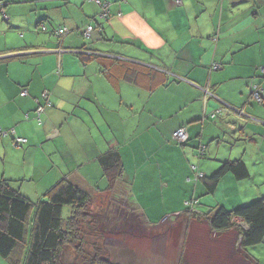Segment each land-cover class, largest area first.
Wrapping results in <instances>:
<instances>
[{"label":"crops","instance_id":"0c3cea01","mask_svg":"<svg viewBox=\"0 0 264 264\" xmlns=\"http://www.w3.org/2000/svg\"><path fill=\"white\" fill-rule=\"evenodd\" d=\"M99 1L107 5L105 19L88 0H0L6 17L0 15V129L13 128L26 140L16 147L11 136L0 135V181L33 203L69 181L93 196L123 198L151 226H172L187 216L191 200L192 212L202 214L264 198L260 192L247 202L226 196L210 207L200 199L207 196L202 181L191 176V167L208 178L234 159L245 164L247 180L258 176L264 184V0ZM58 28L67 31L61 38L52 33ZM86 55L116 60L114 79L100 72L98 61L82 62ZM254 84L262 88L261 104L250 101ZM44 91L50 105L39 125L33 99ZM179 127H186L184 145L171 140ZM108 151L123 168L110 192L99 160ZM234 180L224 176L216 190L237 194L226 191ZM191 184V198L176 193ZM250 195L246 189L243 198ZM203 226L209 228L193 222L189 234ZM211 232L214 240L239 242L235 231ZM255 251L237 245L247 264H262ZM0 264L10 263L0 256Z\"/></svg>","mask_w":264,"mask_h":264},{"label":"trees","instance_id":"16d2710c","mask_svg":"<svg viewBox=\"0 0 264 264\" xmlns=\"http://www.w3.org/2000/svg\"><path fill=\"white\" fill-rule=\"evenodd\" d=\"M79 57L82 62L90 59L98 61L100 72L109 81L114 79V74L117 72L115 70L119 64L113 58L95 55ZM129 71L136 74L135 70ZM134 73L127 75L130 81H133ZM261 103L262 99L257 104ZM25 119H28L27 114ZM11 130L15 134V130L13 128ZM7 136L10 137V135ZM11 137L13 141L15 136ZM171 140L178 145H184L187 137L184 141L177 143L171 135ZM202 148V156L197 154L198 158H203L206 147L202 145L197 147L198 153ZM99 160L109 182L107 192H110L116 180L122 177L123 168L120 157L114 151H108L101 155ZM191 171V176L193 173L194 177V172L198 170L196 168L193 171L191 167ZM227 174L232 175L236 181H245L249 178L248 170L241 160L228 161L215 170L210 177L199 179L202 181L204 193L214 194L218 183ZM94 198L95 196L79 189L71 182L60 180L45 193L42 199L33 203L13 190L8 181H0V256L10 264H66L64 263L66 250L70 249L77 257L83 258V264H113L107 258H102L101 254L99 255V250L94 243L89 245L93 249L91 253L85 250L88 245L86 235L97 232L99 229V216L91 211ZM64 208H68L66 215ZM189 209L186 206L185 211ZM208 211L203 216L194 211L187 213V216L192 217V220L207 222L214 232L235 231L242 251L264 242V198L232 210L219 207ZM85 228L90 232L86 233Z\"/></svg>","mask_w":264,"mask_h":264},{"label":"rangeland","instance_id":"374dc122","mask_svg":"<svg viewBox=\"0 0 264 264\" xmlns=\"http://www.w3.org/2000/svg\"><path fill=\"white\" fill-rule=\"evenodd\" d=\"M259 79H262L261 75ZM180 172L178 169L177 181L180 180ZM257 174H259L258 169ZM227 175L232 177L230 174ZM258 178L257 176L255 182L251 180H234V187H230L226 183V191L234 190L235 193L237 192L233 196L227 195L222 187V189L216 190L214 196H202L200 199H209L211 201L210 207L214 206V199L223 201L226 196L231 199L242 198L244 199L243 202H247L258 197L259 192L261 196L264 194V184H259L257 182ZM246 189H249L251 195L243 198ZM175 191L180 196L186 194L187 198H191L192 184L184 189L185 193L180 186H177ZM110 197L109 195L95 196L94 198L95 201L91 211L99 216L100 223L97 232L86 235L88 245L85 250L87 253L93 251L89 245L94 243L99 250V255L101 254L102 258H107L113 264H247L243 261L245 257L237 253L239 242L235 236H231L229 242L226 239L214 240L211 230L206 226L202 227L198 235L193 233L190 235L189 231H192V223L207 224L203 220H192V217L181 216L172 226H169L167 222L159 226H151L123 198L118 197L113 200ZM67 209L64 208L65 215ZM170 209L172 208L170 207L168 210ZM203 210H206V212H202V214H199L200 216L208 213L209 207L207 209L203 208ZM187 212L192 213L191 210ZM171 220L172 217L168 219V222H171ZM85 229L86 233L90 232L89 229ZM215 241L221 244L222 247L217 246ZM263 247V244L257 245L256 248L259 251H255V255L261 259L262 264H264ZM225 248H232L230 252L234 250L235 255L228 254L226 256L224 254L226 252ZM72 251L70 249L66 250L64 263L83 264V258L77 257Z\"/></svg>","mask_w":264,"mask_h":264},{"label":"built area","instance_id":"2783aa9c","mask_svg":"<svg viewBox=\"0 0 264 264\" xmlns=\"http://www.w3.org/2000/svg\"><path fill=\"white\" fill-rule=\"evenodd\" d=\"M88 1L95 2L97 5H99L101 8L100 17H102V18L106 17V15L108 14V9H107V5L105 3H101L99 0H88ZM120 1L125 2L126 0H120ZM175 3L180 4V1L175 0ZM0 15L3 16L4 18H6L4 15L2 5H0ZM40 29L42 31H47V28L45 27V25H41ZM66 32L67 31L65 28H58V29L54 30L52 33L56 38H61L62 36H64L66 34ZM90 32H91L90 27H88L87 29H84V33H83L84 37H89ZM218 68L219 67L217 65L212 66V70H217ZM259 72H260L261 77L264 79V66L259 67ZM251 89H252L251 94H250L251 100L254 101L255 103L261 102V96H260L262 93L261 86L254 84V85H252ZM19 95L21 97H26L27 96L26 90H22ZM33 102L35 104L34 118L38 124H41V115L44 113V110L46 109V107L50 105L49 93L47 91H44L41 94L40 98H34ZM215 115H216V113H213L212 115H210V117L214 118ZM0 134L2 136H7V135L14 136V131L10 130L7 132H2L0 129ZM186 136H187L186 127H180L172 133V139L174 141H176L177 143L184 141L186 139ZM25 143H26V140L23 138H19V137L13 138V144L17 147H19ZM202 152H203V148H202V150L199 151L198 154L200 156H202ZM195 169H196L195 167H192L193 171ZM202 177H204V175L201 172H198V171L194 172L195 180H198ZM195 203L196 202L192 200V201H187L185 203V205L190 208L189 211L190 210L192 211V206Z\"/></svg>","mask_w":264,"mask_h":264},{"label":"water","instance_id":"95a60500","mask_svg":"<svg viewBox=\"0 0 264 264\" xmlns=\"http://www.w3.org/2000/svg\"><path fill=\"white\" fill-rule=\"evenodd\" d=\"M2 7H3V6H2ZM250 101H252V100H251V97H250Z\"/></svg>","mask_w":264,"mask_h":264}]
</instances>
